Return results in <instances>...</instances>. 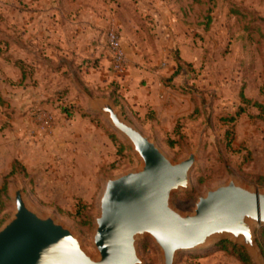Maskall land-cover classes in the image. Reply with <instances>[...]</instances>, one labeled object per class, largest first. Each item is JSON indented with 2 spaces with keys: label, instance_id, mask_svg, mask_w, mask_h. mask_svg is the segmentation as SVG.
Segmentation results:
<instances>
[{
  "label": "rangeland",
  "instance_id": "1",
  "mask_svg": "<svg viewBox=\"0 0 264 264\" xmlns=\"http://www.w3.org/2000/svg\"><path fill=\"white\" fill-rule=\"evenodd\" d=\"M111 25L123 72L105 45ZM94 101H109L172 162L195 155L189 187L171 193L178 212L192 214L199 197L233 179L264 191V115L253 104L264 105V0H0V228L20 189L98 258L106 181L143 163ZM252 225L255 256L224 235L177 251L174 264H242L222 248L228 241L264 264V224ZM135 245L141 264H163L150 235Z\"/></svg>",
  "mask_w": 264,
  "mask_h": 264
},
{
  "label": "water",
  "instance_id": "2",
  "mask_svg": "<svg viewBox=\"0 0 264 264\" xmlns=\"http://www.w3.org/2000/svg\"><path fill=\"white\" fill-rule=\"evenodd\" d=\"M93 106L129 140L143 163L106 181L93 235L98 258L85 252L70 229L32 210L15 189V213L0 228V264H141L135 244L145 234L160 247L163 264H174L179 250L199 248L224 235L240 239L257 254L252 223L264 224L263 190L233 179L199 197L192 214H182L170 197L189 187L195 155L172 162L109 101H94Z\"/></svg>",
  "mask_w": 264,
  "mask_h": 264
},
{
  "label": "built area",
  "instance_id": "3",
  "mask_svg": "<svg viewBox=\"0 0 264 264\" xmlns=\"http://www.w3.org/2000/svg\"><path fill=\"white\" fill-rule=\"evenodd\" d=\"M105 45L110 56V64L115 72H123L127 65V55L122 42V35L115 25H111L105 34ZM43 127L50 126V117L43 119Z\"/></svg>",
  "mask_w": 264,
  "mask_h": 264
},
{
  "label": "trees",
  "instance_id": "4",
  "mask_svg": "<svg viewBox=\"0 0 264 264\" xmlns=\"http://www.w3.org/2000/svg\"><path fill=\"white\" fill-rule=\"evenodd\" d=\"M241 97L243 98V100L245 102H248V100L244 97V95L242 93H241ZM253 104L255 106H257L259 108L260 112L263 113V115H264V105H262L260 103H256V102ZM13 173H14V168H11V170L9 171L7 176L12 175ZM5 190H6V181L3 182V185L0 188V191H5ZM259 245H260L261 250L264 254V232H263V235L261 236V240H259ZM221 246L223 249H225V250L230 249L231 252L235 253L242 264H253L250 256L248 255V253L246 252V250L242 246L236 245V244L229 242V241H228V246L225 244H222Z\"/></svg>",
  "mask_w": 264,
  "mask_h": 264
},
{
  "label": "crops",
  "instance_id": "5",
  "mask_svg": "<svg viewBox=\"0 0 264 264\" xmlns=\"http://www.w3.org/2000/svg\"><path fill=\"white\" fill-rule=\"evenodd\" d=\"M109 54V53H108ZM110 58V57H109Z\"/></svg>",
  "mask_w": 264,
  "mask_h": 264
}]
</instances>
